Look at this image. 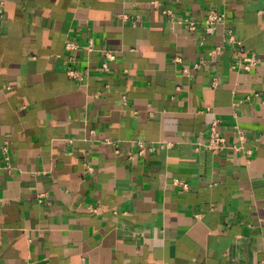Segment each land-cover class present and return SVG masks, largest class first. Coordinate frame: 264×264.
Masks as SVG:
<instances>
[{
  "label": "crops",
  "instance_id": "crops-1",
  "mask_svg": "<svg viewBox=\"0 0 264 264\" xmlns=\"http://www.w3.org/2000/svg\"><path fill=\"white\" fill-rule=\"evenodd\" d=\"M0 264H264V0H6Z\"/></svg>",
  "mask_w": 264,
  "mask_h": 264
},
{
  "label": "built area",
  "instance_id": "built-area-1",
  "mask_svg": "<svg viewBox=\"0 0 264 264\" xmlns=\"http://www.w3.org/2000/svg\"><path fill=\"white\" fill-rule=\"evenodd\" d=\"M156 5V2L154 1L153 3ZM5 6H6V0H0V27L1 24L3 23L5 19ZM123 21L128 20V16L122 15L120 17ZM227 19V15L225 13L219 12L215 9H212L208 15L206 20L204 21V30L206 35H213L215 31V27L219 24L225 23ZM182 24L189 29L192 33L198 32L200 29L199 25L200 22L194 21V20H184ZM226 34L228 36L229 42L234 43L235 42V37H234V31L231 27L226 28ZM75 45L73 43L68 44V49L74 48ZM88 50L90 52L94 51V42L93 40H90L87 46ZM104 56L108 60H115V55L110 52V51H104ZM175 62H180L179 58H175ZM258 65V58L256 54H250L246 55L243 57L238 58L235 61V66L234 68H242L243 70L249 72ZM198 67V65H196ZM103 68L107 70V64L105 63L103 65ZM67 76L73 80V81H80L82 79L80 73L78 70L74 68H68L67 69ZM214 81L213 85L216 86L217 83ZM205 148L212 153L216 155H221L225 154L227 151H234V152H239L242 150V147L239 146H232L229 145L225 139V137L218 131L216 128V125L214 124L208 131L207 133V139L205 143H198L197 144V150ZM154 151V148L152 147H147L143 143L138 144V154L143 156L146 155L150 152ZM2 152L4 154V159H5V165H8L9 163V157H8V149L7 146H3ZM250 154V153H249Z\"/></svg>",
  "mask_w": 264,
  "mask_h": 264
}]
</instances>
